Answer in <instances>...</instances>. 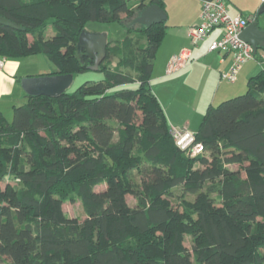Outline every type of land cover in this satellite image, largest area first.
I'll list each match as a JSON object with an SVG mask.
<instances>
[{
  "label": "trees",
  "instance_id": "16d2710c",
  "mask_svg": "<svg viewBox=\"0 0 264 264\" xmlns=\"http://www.w3.org/2000/svg\"><path fill=\"white\" fill-rule=\"evenodd\" d=\"M151 5L165 11L162 0H0L18 27L0 25V58L42 55L50 75L88 71L76 53L87 23L125 30L107 42L101 80L27 96L11 122L0 112V264H264V70L207 109L194 132L204 152L188 156L151 87L167 32L136 21ZM176 187L194 199L173 208Z\"/></svg>",
  "mask_w": 264,
  "mask_h": 264
},
{
  "label": "crops",
  "instance_id": "0c3cea01",
  "mask_svg": "<svg viewBox=\"0 0 264 264\" xmlns=\"http://www.w3.org/2000/svg\"><path fill=\"white\" fill-rule=\"evenodd\" d=\"M162 1L164 2L165 13L167 15V32L159 47L155 60L157 61L158 57L162 56L163 49H166V47L167 49L165 50L164 61L162 60L161 68H159L161 73L158 75L154 74L156 65V61H154L151 78L152 89L165 113L168 125L171 129L186 128L190 132H196L198 125L195 123V120L200 118L198 114H203L208 106V98L212 90L215 89V94L218 93L220 85L214 88L217 83V75L219 80L221 73L230 68L232 65V57L229 54L217 52H205V54L197 53L194 47L190 45L188 30L190 27L199 24L201 4L205 1L212 0ZM223 2L225 3L228 13L232 17H246L254 16L264 0H223ZM222 32V29L214 30L210 37L202 43L219 39ZM169 37L171 42H175V45L172 43L169 44V40H167ZM107 40V42H114L109 39L108 35ZM184 49L189 50V60L184 67L177 69L173 68V59ZM256 54L257 59L256 57L253 58L250 60L251 62L249 61L242 67L241 71L243 74L241 80L246 81L258 71L264 69V67H262L264 63V49L258 50L254 53V56H256ZM207 55L211 56L212 62L208 63L205 61ZM258 58H260V62L257 61ZM215 60L217 63L213 64ZM37 61V58L32 57L17 60L3 59V66L0 68V101L3 100V102L8 101L12 103L15 100L17 102L23 100V102H25L27 95L20 86V80L24 77L45 76L54 72L47 73V71L36 65ZM215 65L216 68H214ZM202 68H205L206 70L204 73L208 74V78L203 81H201L202 77L199 76L200 74H204ZM154 80L160 84L159 89H162L160 92L156 90L157 88H154ZM207 80H209L208 83H206ZM206 89H208L207 92ZM199 91H201L200 95ZM226 92V90H223L220 93L221 98L226 99L233 96L232 94H237L235 93L237 91L234 90H229V93ZM172 102H176V104L171 106L170 104ZM166 103L170 106L165 107ZM171 107H173L175 111H169ZM189 109L193 111V114H190V117H186ZM176 113L186 114L179 119L176 117ZM193 118H195V120H193Z\"/></svg>",
  "mask_w": 264,
  "mask_h": 264
},
{
  "label": "rangeland",
  "instance_id": "374dc122",
  "mask_svg": "<svg viewBox=\"0 0 264 264\" xmlns=\"http://www.w3.org/2000/svg\"><path fill=\"white\" fill-rule=\"evenodd\" d=\"M84 30H86L87 32H91V33H105V34L108 35L109 39L112 40V41H117V40L120 41V40H122L125 37V30L123 28H121L118 24H115V23L114 24H106V23L89 22V23L86 24ZM52 34H53L52 33V29H51V27H49L47 29V32H46V38L51 37ZM188 39L190 41L189 37H188ZM167 40H169V44L172 43L173 45H175V42H171L170 37L167 38ZM211 42L207 41L206 43H199L196 46H193L191 44V41H190V45L192 47H194V50H196L197 53L205 54V52H209L208 49H209V45H210ZM166 49H167V47H166ZM166 49H163L162 56H159L157 61L155 60L156 61L155 62L156 65H155V69H154L155 70L154 74H156V75L161 73L159 68H161V65H162L161 62L164 61L165 50ZM255 57L257 59V54H256V56H254V58ZM32 58H37L38 61L36 62V65L39 66L40 68L44 69L45 71H47V73L55 71V66L52 63H50L48 61V59H46V57H44L42 55H38L37 57H32ZM205 58H206L205 59L206 62H208V63L212 62L210 55H207V57H205ZM28 60H31V59H28ZM257 61L260 62V58H258ZM196 62H197V60H196ZM216 63H217V61L215 60L213 62V64H216ZM243 67H244V65H243ZM262 67H264V63L262 65ZM214 68H216V65L214 66ZM202 70H203L202 72L204 73L206 69L202 68ZM262 70H264V69H262ZM216 73H217V71H216ZM257 73H259V71ZM242 74H243L242 71L239 72L237 80L235 82H233V83L228 82V81H222L220 79V77H219V80H218V75H217V80H216L217 83L214 86V88L217 85L218 86L220 85V89H219L218 93H216V94L214 92L215 89L212 90V92L209 94L208 106L204 110L203 114H198V116L200 117L198 120L197 119L195 120V118H193V120H195V123H197V125H198L197 128L199 127V124H200V122L202 120V117H203V115L205 114V112L207 111V109L209 107H217L222 102H224V101H226L228 99L235 98V97L244 95L246 93L248 80H246V81L241 80L242 79ZM199 76L202 77L201 81L206 80L208 78V74H205V73L204 74H200ZM102 77H103V75L99 71L96 72V71H89L88 70V71H86L84 73L77 74V75H75L73 77V82H72L71 86L68 88L67 92L68 93H72L74 90H76L80 85L84 84L85 82H87V81H89V82H97V81L101 80ZM208 82H209V80H207L206 83H208ZM151 84H152V80H151ZM151 87H152V85H151ZM154 88L155 89L157 88L156 90L158 92H160L162 90V89H159L160 88V84L158 82H156V81L154 82ZM207 90L208 89H206V92H207ZM223 90H226L227 91L226 93H229V90H234V91H237V92H235L237 94H232L233 96H230V98H226V99L224 98L223 99L220 96V93ZM200 94H201V91H199V95ZM23 103H24L23 100L18 101V102L15 100L12 103H9L8 101H4L3 102V100L0 101V112H2V114L6 118L7 122H11L12 121V118H13V109L12 108H13V106H19V105H21ZM175 104H176V102L175 103L172 102L170 105L174 106ZM170 105H167V103H166L165 107H168ZM169 111H175V110H174L173 107H171V108H169ZM185 114L186 113H184V114L176 113V117L181 119L183 117V115H185ZM190 114H193V111L191 109H189L186 117H190ZM96 189L97 190H105L106 186L105 185H101V186H98ZM194 197H195V195L185 193L182 190L181 187H176L169 193L168 196H166L165 199H166L167 203L174 208V207H178L181 199L192 201L194 199ZM128 202H129V205H131V206L134 204V200L131 197H128ZM63 211L65 212V214L68 217L77 218L80 221L85 219V214H84L82 205H81V203L79 201H71V202L68 201V202L64 203L63 204ZM185 238H186L185 239V246L187 247V249L191 250L190 248H191V246L193 244V241L191 240V238L189 236H186Z\"/></svg>",
  "mask_w": 264,
  "mask_h": 264
},
{
  "label": "built area",
  "instance_id": "2783aa9c",
  "mask_svg": "<svg viewBox=\"0 0 264 264\" xmlns=\"http://www.w3.org/2000/svg\"><path fill=\"white\" fill-rule=\"evenodd\" d=\"M200 22L188 30L191 44L196 46L206 41L216 29H222L219 39L213 40L209 45V52L229 54L232 57L230 68L221 73L222 81L235 82L244 64L254 58L252 47L243 42L239 35L241 31L254 19V16L232 17L223 0L205 1L201 4ZM190 58L189 50L184 49L174 59L172 67L182 68ZM3 66V59L0 58V68ZM176 146L190 157H195L204 152V146L195 141L194 132L186 128H172Z\"/></svg>",
  "mask_w": 264,
  "mask_h": 264
},
{
  "label": "water",
  "instance_id": "95a60500",
  "mask_svg": "<svg viewBox=\"0 0 264 264\" xmlns=\"http://www.w3.org/2000/svg\"><path fill=\"white\" fill-rule=\"evenodd\" d=\"M167 15L157 5L145 8L139 18L138 23L145 27L153 24L166 22ZM0 25L18 28L14 23L0 17ZM239 38L248 43L254 53L264 49V2L261 4L254 19L241 31ZM107 34L91 33L82 30L76 42V53L81 55L79 63L83 64L84 57L91 60L92 64L87 67L89 71H99L100 64L106 57ZM73 82V75H45L37 77H24L20 80V86L27 96H49L58 97L65 93Z\"/></svg>",
  "mask_w": 264,
  "mask_h": 264
}]
</instances>
